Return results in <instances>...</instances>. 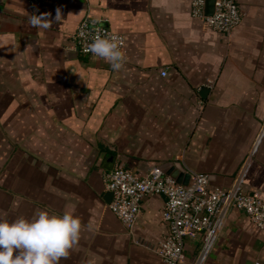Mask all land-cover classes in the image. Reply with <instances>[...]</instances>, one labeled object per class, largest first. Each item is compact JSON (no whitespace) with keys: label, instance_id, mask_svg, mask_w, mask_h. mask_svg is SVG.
I'll return each mask as SVG.
<instances>
[{"label":"crops","instance_id":"obj_1","mask_svg":"<svg viewBox=\"0 0 264 264\" xmlns=\"http://www.w3.org/2000/svg\"><path fill=\"white\" fill-rule=\"evenodd\" d=\"M237 3L240 24L221 33L190 0H0V211H74L80 239L60 264H167L165 197L143 198L130 234L108 207L115 165L173 163L264 199V0ZM45 13L47 29L29 24ZM86 17L124 36L120 70L71 48ZM200 244L185 238L181 264ZM205 264H264V231L231 210Z\"/></svg>","mask_w":264,"mask_h":264},{"label":"built area","instance_id":"obj_2","mask_svg":"<svg viewBox=\"0 0 264 264\" xmlns=\"http://www.w3.org/2000/svg\"><path fill=\"white\" fill-rule=\"evenodd\" d=\"M47 0H30L31 3ZM207 0H190V12L210 29L229 33L242 20L237 0H214L212 14H207ZM97 35L117 38L123 52L125 38L103 21L86 17L79 22L72 35V47L77 52L97 57L88 51ZM167 72L163 71L162 75ZM106 189L112 194L109 209L133 233L145 196L162 195L165 204L162 218L168 226V235L155 252L167 264H181L186 259L185 238L199 235L200 249L194 264H205L233 209L246 212L251 221L264 231V199L235 186L228 190L211 187L207 174L190 171L187 184L178 183L160 167H152L139 173L121 165H115L104 173ZM136 243H140L137 239Z\"/></svg>","mask_w":264,"mask_h":264},{"label":"clouds","instance_id":"obj_3","mask_svg":"<svg viewBox=\"0 0 264 264\" xmlns=\"http://www.w3.org/2000/svg\"><path fill=\"white\" fill-rule=\"evenodd\" d=\"M61 14L57 9L54 20H59ZM48 15L32 14L28 22L32 27L47 29ZM88 51L110 63L114 71L122 68L124 53L115 36H95ZM262 140L264 131L257 135L253 150ZM81 231V219L74 211H37L31 218L20 216L14 220L0 217V264H60L78 244Z\"/></svg>","mask_w":264,"mask_h":264},{"label":"water","instance_id":"obj_4","mask_svg":"<svg viewBox=\"0 0 264 264\" xmlns=\"http://www.w3.org/2000/svg\"><path fill=\"white\" fill-rule=\"evenodd\" d=\"M214 10V0H207V14H212ZM162 171L175 179L178 183L187 184L190 178L189 173L184 172L179 166H175L173 163H165L160 166ZM110 198L112 194L109 192Z\"/></svg>","mask_w":264,"mask_h":264},{"label":"rangeland","instance_id":"obj_5","mask_svg":"<svg viewBox=\"0 0 264 264\" xmlns=\"http://www.w3.org/2000/svg\"><path fill=\"white\" fill-rule=\"evenodd\" d=\"M3 204H5V203L0 200V209H1V207L3 208ZM12 204H14V203H12ZM11 209L7 212L4 211L5 209H3L2 212L0 211V217H3V218L8 219V220H14L15 218H17V212H16L15 208L12 207Z\"/></svg>","mask_w":264,"mask_h":264}]
</instances>
